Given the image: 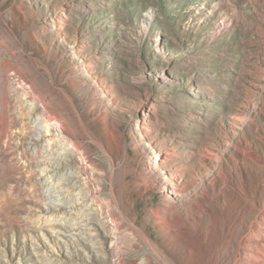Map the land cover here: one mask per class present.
<instances>
[{
  "label": "rangeland",
  "instance_id": "obj_1",
  "mask_svg": "<svg viewBox=\"0 0 264 264\" xmlns=\"http://www.w3.org/2000/svg\"><path fill=\"white\" fill-rule=\"evenodd\" d=\"M0 264H264V0H0Z\"/></svg>",
  "mask_w": 264,
  "mask_h": 264
},
{
  "label": "bare ground",
  "instance_id": "obj_2",
  "mask_svg": "<svg viewBox=\"0 0 264 264\" xmlns=\"http://www.w3.org/2000/svg\"><path fill=\"white\" fill-rule=\"evenodd\" d=\"M44 116V115H43ZM240 120H242L241 118H240ZM40 124L42 125V126H44L45 127V129L47 130V131H50L51 129H50V124H49V120L46 118V117H44L42 120H41V122H40ZM52 140V139H51ZM51 140H48V145H49V152H48V154H50L51 155V157H48V158H46V159H44L43 160V165H45L44 167H43V170H47L48 168L50 169V170H54V169H56V167L59 165V164H61V163H63V160H62V158L60 157V155H59V153L57 152V151H55V149H54V147H53V143L51 142ZM59 147V146H58ZM81 184V183H80ZM69 187V186H68ZM64 194V193H63ZM68 204L70 205H72V204H75V202L72 200H70L69 202H68Z\"/></svg>",
  "mask_w": 264,
  "mask_h": 264
}]
</instances>
